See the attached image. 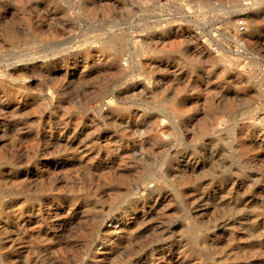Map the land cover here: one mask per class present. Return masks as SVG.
Segmentation results:
<instances>
[{
	"label": "rangeland",
	"instance_id": "obj_1",
	"mask_svg": "<svg viewBox=\"0 0 264 264\" xmlns=\"http://www.w3.org/2000/svg\"><path fill=\"white\" fill-rule=\"evenodd\" d=\"M0 264H264V0H0Z\"/></svg>",
	"mask_w": 264,
	"mask_h": 264
},
{
	"label": "built area",
	"instance_id": "obj_2",
	"mask_svg": "<svg viewBox=\"0 0 264 264\" xmlns=\"http://www.w3.org/2000/svg\"><path fill=\"white\" fill-rule=\"evenodd\" d=\"M247 25L248 24H247L245 19H238L236 21V32H237V37H236L237 48H236V51L238 53L243 52V50L241 49L242 47H239L240 45L242 46L240 35H242L248 31ZM213 50L217 51V47H214Z\"/></svg>",
	"mask_w": 264,
	"mask_h": 264
},
{
	"label": "bare ground",
	"instance_id": "obj_3",
	"mask_svg": "<svg viewBox=\"0 0 264 264\" xmlns=\"http://www.w3.org/2000/svg\"><path fill=\"white\" fill-rule=\"evenodd\" d=\"M152 187V186H151ZM143 188V187H142ZM142 190V189H141ZM151 190V189H150ZM143 191H145V190H143ZM139 192V191H138ZM111 228H112V226H111ZM114 228V227H113ZM111 230V229H110Z\"/></svg>",
	"mask_w": 264,
	"mask_h": 264
}]
</instances>
